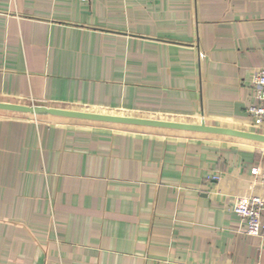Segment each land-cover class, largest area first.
<instances>
[{"label":"crops","instance_id":"crops-1","mask_svg":"<svg viewBox=\"0 0 264 264\" xmlns=\"http://www.w3.org/2000/svg\"><path fill=\"white\" fill-rule=\"evenodd\" d=\"M261 69L264 0H0L2 101L261 132ZM246 194L264 143L0 110V264H264Z\"/></svg>","mask_w":264,"mask_h":264},{"label":"water","instance_id":"water-1","mask_svg":"<svg viewBox=\"0 0 264 264\" xmlns=\"http://www.w3.org/2000/svg\"><path fill=\"white\" fill-rule=\"evenodd\" d=\"M0 110H7L21 113H48L56 116L69 118H77L89 121L105 122L120 125L142 126L149 128H165L191 132H201L216 135H225L253 142L264 143V133L230 128L225 126H217L201 122H185L176 120H166L152 117L121 115L112 113H99L78 109H69L61 107H37L23 103L2 101L0 100Z\"/></svg>","mask_w":264,"mask_h":264},{"label":"built area","instance_id":"built-area-1","mask_svg":"<svg viewBox=\"0 0 264 264\" xmlns=\"http://www.w3.org/2000/svg\"><path fill=\"white\" fill-rule=\"evenodd\" d=\"M254 87L257 92V103L250 106L248 113L253 117V124L264 133V69L254 75ZM258 174V169H255ZM219 179V176H213ZM233 211L246 225L250 235H264V197L256 194L236 195L233 200Z\"/></svg>","mask_w":264,"mask_h":264},{"label":"rangeland","instance_id":"rangeland-1","mask_svg":"<svg viewBox=\"0 0 264 264\" xmlns=\"http://www.w3.org/2000/svg\"><path fill=\"white\" fill-rule=\"evenodd\" d=\"M23 104H28V105H32V106H37V107H56V106H53L52 104H49V103H45V102H37V103H34V102H25V103H23ZM64 108H66V107H64ZM70 109H78V110H83L82 108H70ZM85 111H87V110H85ZM32 114H34V113H32ZM37 115H40V114H47V113H44V112H41V113H36ZM119 114V113H118ZM192 118H195V119H197L198 120V122L197 123H199V122H201L202 120L200 119H198L197 117H192ZM121 126V125H120ZM124 126H127V125H124ZM127 128H129V127H127Z\"/></svg>","mask_w":264,"mask_h":264}]
</instances>
